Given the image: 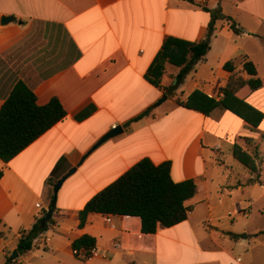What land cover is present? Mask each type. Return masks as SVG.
<instances>
[{"label":"crops","instance_id":"0c3cea01","mask_svg":"<svg viewBox=\"0 0 264 264\" xmlns=\"http://www.w3.org/2000/svg\"><path fill=\"white\" fill-rule=\"evenodd\" d=\"M226 3L233 5L231 11L225 10ZM217 8L236 21L243 37L250 30L243 19L250 17L257 27L264 24V0H0V16L14 19L0 24V110L22 82L34 92L39 106L56 98L66 112L62 121L9 163L0 159V264L9 259L11 264H242L233 255L242 242L222 235L230 231L223 227L225 215H220L214 198L228 206L235 192L245 193L238 178L241 171H248L249 187L260 185L251 183L256 175L232 152L235 144L246 151L245 139L254 140L260 171L264 118L253 127L229 110L219 108L208 116L176 100L186 102L196 90L222 100L231 81L258 80V71L255 77L245 71L244 62H252L250 55L243 47L228 44L233 30L229 21L219 19L224 23H215L205 59L174 94L166 91L176 83L180 68L166 64L160 87L149 78L165 41L204 40L210 12ZM230 61L236 64L233 72L224 69ZM210 82L213 85L201 86ZM236 97L264 113L263 83L255 91L239 86ZM234 105L258 122L245 105ZM90 106L95 108L92 115L77 120ZM117 126L123 128L122 134L91 151ZM220 141H226L225 155ZM144 159L155 165L170 162L174 182H195L196 195L187 202L188 219L145 235L138 217L91 214L80 229L78 214L85 205ZM61 160L62 176L72 168L76 172L61 186L53 221L40 234L49 236L50 242L20 253L23 234L50 209L54 186L49 180ZM83 235L94 237L100 252L87 262L76 258L72 249ZM114 241L120 242L119 249L112 248ZM176 256L177 261L172 260Z\"/></svg>","mask_w":264,"mask_h":264},{"label":"trees","instance_id":"16d2710c","mask_svg":"<svg viewBox=\"0 0 264 264\" xmlns=\"http://www.w3.org/2000/svg\"><path fill=\"white\" fill-rule=\"evenodd\" d=\"M210 13L212 20L204 40L192 43L176 38H168L155 59L149 72V78L156 87L161 86L166 64L181 69L176 76V83L167 88L166 95L174 94L189 73L195 69L196 65L205 59L211 48V40L215 33V22L217 20L229 21L231 29L236 34L242 32L237 28L232 18L224 16L220 10L211 11ZM235 67L234 61L227 62L224 65V69L228 72H233ZM244 69L253 77L257 75L256 67L252 62L245 61ZM244 85H249L255 91L261 88L262 83L259 79L249 81L238 79L235 82L233 80L223 89L224 98L222 100L216 101L196 90L186 102L179 99L176 102L182 107L200 111L208 116L216 109H226L253 127H257L264 118V113L258 112L236 97L237 88ZM234 103L245 105L249 111L257 115L258 122H252L249 117L235 107ZM94 111L93 106L88 107L77 116V120L81 121L88 118ZM65 117L66 112L58 99H52L46 106H39L34 92L24 83H18L0 110V159L4 163H9ZM245 141L247 150L245 151L241 146L235 144L232 154L236 160L256 175L251 183L264 186L255 162V159L259 158L256 142L248 138ZM63 165L64 161L61 160L55 167L52 178L49 180L52 186L61 178ZM1 175L0 172V177ZM196 192L197 186L193 180L173 181L170 162L155 165L149 159H144L113 184L95 195L85 205L78 214L79 228L81 229L86 225L91 214L130 216L141 219L143 234H156L161 227L171 228L188 219L191 208L187 206V202L194 198ZM53 199L54 195L52 202ZM55 207L56 205L51 203L50 208L55 209ZM46 214L47 212L36 221L28 233L23 234L18 245L20 253L30 251L34 240L40 234L49 230L52 219L45 227L41 224ZM94 247H96V239L89 235H83L72 243L73 250H90ZM13 262L9 259L8 264Z\"/></svg>","mask_w":264,"mask_h":264},{"label":"rangeland","instance_id":"374dc122","mask_svg":"<svg viewBox=\"0 0 264 264\" xmlns=\"http://www.w3.org/2000/svg\"><path fill=\"white\" fill-rule=\"evenodd\" d=\"M220 1L221 0H219V2ZM232 9V4H225L226 11H231ZM218 10L221 11L220 8L214 11ZM250 20V17L242 20L246 23L248 22V25H250V30H247L248 36L243 37L233 31L230 35L232 39L228 44L235 47H243L249 53L251 61L256 65L259 79L264 85V24L257 27L252 24ZM217 21L215 23H224L223 20ZM219 32L220 29L218 30V33ZM256 36L261 38H257ZM206 85H213V83L201 84L202 87H206ZM224 142L226 141H220L219 145L222 147V153L225 155ZM260 144L263 154L258 166L260 167L261 180L264 181V142L261 141ZM227 157H229V155L226 154V158ZM238 178L246 187V192H235L233 195L234 203L231 202L228 206H225L219 198H214L215 203L220 208V215H225V218L221 221L224 224L223 227L230 231V233L224 232L222 235L226 239H229L230 236L233 235L242 242V245L236 246L233 251L234 258H240L242 264H264V186L257 185L255 189L249 187L247 185V179L249 178L248 171L246 174H242L241 171ZM234 210L238 211L231 215L228 213V211ZM183 258L185 259L186 257L182 255L181 259ZM177 259L176 256L175 259L172 260L177 261Z\"/></svg>","mask_w":264,"mask_h":264},{"label":"water","instance_id":"95a60500","mask_svg":"<svg viewBox=\"0 0 264 264\" xmlns=\"http://www.w3.org/2000/svg\"><path fill=\"white\" fill-rule=\"evenodd\" d=\"M13 18L12 17H8V16H0V24L1 25H6L10 22H13ZM167 99V97H164L162 100H160L158 102V105L161 104L163 101H165ZM123 133V128L121 126H117L115 128H113L112 130H110L94 147L91 151L95 150L96 148H98L100 145H102L104 142H106L107 140L111 139V138H114V137H117L118 135L122 134ZM76 172V168H72L70 169L66 174H64L59 180L58 182L54 185L53 187V190H54V199H53V202H52V205H55L56 204V200H57V194L61 188V186L63 185V183L68 179L70 178L74 173ZM53 212H54V209L53 208H50L48 211H47V214L45 215V217L43 218L42 220V226L45 227L49 221L52 219L53 217ZM17 255H18V252L15 251L13 256H12V259H16L17 258Z\"/></svg>","mask_w":264,"mask_h":264},{"label":"built area","instance_id":"2783aa9c","mask_svg":"<svg viewBox=\"0 0 264 264\" xmlns=\"http://www.w3.org/2000/svg\"><path fill=\"white\" fill-rule=\"evenodd\" d=\"M39 237H42V235L38 236L34 240V242H33L34 246H37V247L41 246V245L47 246V244L50 242V237L49 236L42 237L43 239H42L41 242H39ZM120 247H121V244H120L119 241H114L112 243V248L113 249H119ZM73 254L79 260L85 261V262L90 261V260L100 256V252H99V250L96 247H94V248H92L90 250H85V249L73 250Z\"/></svg>","mask_w":264,"mask_h":264}]
</instances>
